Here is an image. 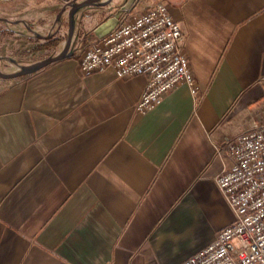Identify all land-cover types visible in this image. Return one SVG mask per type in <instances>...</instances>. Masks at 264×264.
I'll return each mask as SVG.
<instances>
[{
	"label": "crops",
	"instance_id": "crops-1",
	"mask_svg": "<svg viewBox=\"0 0 264 264\" xmlns=\"http://www.w3.org/2000/svg\"><path fill=\"white\" fill-rule=\"evenodd\" d=\"M81 1L0 0V264H180L235 219L216 147L264 124V0H165L200 92L145 112L146 77L84 72L81 48L20 74L65 50ZM126 1L81 8L83 43Z\"/></svg>",
	"mask_w": 264,
	"mask_h": 264
},
{
	"label": "built area",
	"instance_id": "built-area-1",
	"mask_svg": "<svg viewBox=\"0 0 264 264\" xmlns=\"http://www.w3.org/2000/svg\"><path fill=\"white\" fill-rule=\"evenodd\" d=\"M120 7L115 27L89 42L80 52L84 72L114 69L120 78L143 75L146 87L136 107L145 112L171 90L200 87L186 52L187 34L165 0L138 8ZM231 165L217 177L235 212L232 223L216 239L180 264H264V124L227 137L216 147Z\"/></svg>",
	"mask_w": 264,
	"mask_h": 264
},
{
	"label": "water",
	"instance_id": "water-1",
	"mask_svg": "<svg viewBox=\"0 0 264 264\" xmlns=\"http://www.w3.org/2000/svg\"><path fill=\"white\" fill-rule=\"evenodd\" d=\"M98 1H100V0H83L81 2L73 3L71 6V9H70V12H69V37L70 38H69V43H68L67 47L65 48V50L56 57L45 59V60L30 64V65L23 66L22 72L20 74L31 73L35 70H38V69L48 65L49 63H51L53 61H57V60L64 58L66 56H71L72 52H69V47H70V43L72 42V38L74 35V31H75V15L81 8H83L87 5L95 4ZM135 1L136 0H127L122 7L123 8H130L133 6ZM117 22H118L117 16L116 15L112 16L108 22H106L105 24H103L102 26H100L97 29L98 37H102V36L108 34L115 27ZM0 75L3 77H10V75H6V74H3L1 72H0Z\"/></svg>",
	"mask_w": 264,
	"mask_h": 264
},
{
	"label": "rangeland",
	"instance_id": "rangeland-1",
	"mask_svg": "<svg viewBox=\"0 0 264 264\" xmlns=\"http://www.w3.org/2000/svg\"><path fill=\"white\" fill-rule=\"evenodd\" d=\"M155 0H141L140 5L138 6V8H143L145 5L149 4V3H153ZM108 11L110 12V9H108ZM63 22L65 24V26L67 27L68 25V14L67 12L63 13ZM83 30L81 28H76L75 27V31H74V35L72 38V43H70V47H69V52H72L76 55V53L78 52V50L83 47H85L89 42H91L94 39H90L89 41L83 43V41L79 38L80 35H83ZM80 50V52H81ZM77 56V55H76ZM80 56V54H79ZM5 69L4 64H0V70Z\"/></svg>",
	"mask_w": 264,
	"mask_h": 264
}]
</instances>
